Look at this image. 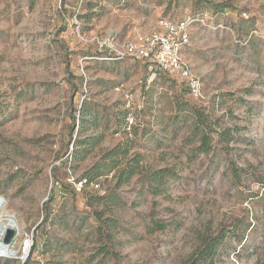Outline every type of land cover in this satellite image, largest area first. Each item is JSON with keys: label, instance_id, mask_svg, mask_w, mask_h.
Masks as SVG:
<instances>
[{"label": "rangeland", "instance_id": "rangeland-1", "mask_svg": "<svg viewBox=\"0 0 264 264\" xmlns=\"http://www.w3.org/2000/svg\"><path fill=\"white\" fill-rule=\"evenodd\" d=\"M201 12L183 54L203 97L94 39ZM98 163L115 168L79 191ZM166 166L175 175L155 194L142 178ZM0 202L17 221L16 256L0 264H264V0H0ZM96 211L119 227L100 229Z\"/></svg>", "mask_w": 264, "mask_h": 264}, {"label": "built area", "instance_id": "built-area-1", "mask_svg": "<svg viewBox=\"0 0 264 264\" xmlns=\"http://www.w3.org/2000/svg\"><path fill=\"white\" fill-rule=\"evenodd\" d=\"M206 18L207 12L196 16L189 14L179 19L165 17L155 29L139 34L133 39L120 42L113 30L104 38L94 39L100 49H108L116 59L130 57L141 60L154 74L161 71L178 76L185 82L190 93L199 98L203 97L202 81L194 73L183 52L190 43L194 22H205ZM88 183L96 189L100 188L98 181L89 182L87 178L74 180V185L79 191ZM33 242V236L27 234L22 243L23 251L30 250Z\"/></svg>", "mask_w": 264, "mask_h": 264}, {"label": "trees", "instance_id": "trees-1", "mask_svg": "<svg viewBox=\"0 0 264 264\" xmlns=\"http://www.w3.org/2000/svg\"><path fill=\"white\" fill-rule=\"evenodd\" d=\"M157 72L159 73L161 71H157ZM80 112H81L82 122H83L82 126H85V124H84L85 118L89 114V110L87 108V102H83ZM101 138H102V135L87 136L83 139H80L78 141V144L86 145L87 147L88 146L94 147L99 143ZM210 149H211L210 135L208 132H205V133L203 132L202 136H201V143H200V145L197 146L196 150H198L199 152H202V153H207ZM83 151L85 153L84 155H86L90 150H89V148H86ZM125 151L126 150L123 147L118 146V147L114 148L113 150H110L109 155L113 156L116 154L125 153ZM78 152L79 151H75L74 154L77 155ZM84 155L82 154V156H78V157L82 158ZM133 161L136 163H134V162L130 163V164H128V166H126L125 168H123L122 170L119 171V174H118L119 183L126 182L127 180H129L130 178H132L133 176H135L139 172L137 170V167H138L137 163L139 162V159L136 158V160H133ZM114 168H115V166L104 167L103 165L98 163L97 166H94L91 170L85 172L84 175L86 177H84V178H87V176H88L87 179L90 182V181H92L91 180L92 178H95V177L103 175V174H107V172L111 171ZM174 175H175V170L172 167L166 166V167H161V168L155 169L152 172L145 174L143 176L142 180L144 181V183L146 182L148 184L149 190H151L155 194H158L161 192V185L164 184L166 177H173ZM104 197H105L104 195L99 196L100 199H102ZM112 199L116 203L120 200L117 195L112 196ZM95 215H96L98 220H102V223H101L102 225H101L100 229H103V228L116 229L119 227V224L117 223V220L115 218H111V217L102 218L101 211H96ZM156 227H158L159 229H163L165 226L162 223L156 222ZM100 233H103V230H101ZM108 237H111V236H108ZM220 242H221V239H219L218 237L213 238L211 242L207 243V246L202 251L200 258L203 261H206L209 257H212L215 254L216 247L218 246V244ZM34 245H35V243L33 244V246ZM34 248H35V246H34ZM101 251L105 252L106 250H101ZM107 252L110 253V250H107ZM112 253L114 256L115 255L117 256L115 251Z\"/></svg>", "mask_w": 264, "mask_h": 264}, {"label": "bare ground", "instance_id": "bare-ground-1", "mask_svg": "<svg viewBox=\"0 0 264 264\" xmlns=\"http://www.w3.org/2000/svg\"><path fill=\"white\" fill-rule=\"evenodd\" d=\"M3 210V206L0 202V212ZM14 215L7 214L6 217L0 216V256L15 257L16 249L13 241L6 242L3 240L2 233L7 228L16 229L17 223Z\"/></svg>", "mask_w": 264, "mask_h": 264}, {"label": "water", "instance_id": "water-1", "mask_svg": "<svg viewBox=\"0 0 264 264\" xmlns=\"http://www.w3.org/2000/svg\"><path fill=\"white\" fill-rule=\"evenodd\" d=\"M13 234V229L12 228H9L8 229V235L6 236L5 238V241L6 242H9L10 241V238H11V235Z\"/></svg>", "mask_w": 264, "mask_h": 264}]
</instances>
